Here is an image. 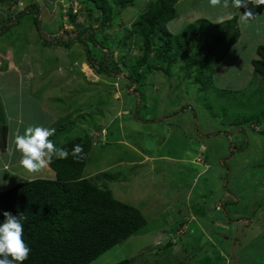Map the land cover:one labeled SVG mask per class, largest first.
<instances>
[{
  "label": "rangeland",
  "instance_id": "obj_1",
  "mask_svg": "<svg viewBox=\"0 0 264 264\" xmlns=\"http://www.w3.org/2000/svg\"><path fill=\"white\" fill-rule=\"evenodd\" d=\"M148 1L138 0L120 13L113 7L114 17L102 25L83 12L84 6L94 5L91 0H0V107L9 132L0 171L10 161V168L21 174L0 173V191L30 178L50 177L47 167L30 172L20 166L17 131L23 133L29 125L50 127L56 117L58 125L70 127L68 113L64 119L60 114L84 107L87 114L72 120L81 129L71 126L56 136L52 126L55 134L49 139L59 147L83 137L86 123L93 130L121 105L114 124L106 126L107 136L91 137L83 177L104 182L114 198L140 209L146 225L98 264L118 258H131L135 264H264V79L250 64L257 46L264 44V4L255 6L259 11L254 18H245L246 11H229L242 21L237 20L230 50L209 67L212 81H191L176 71L172 78L152 72L142 74L133 86L136 82L124 77L113 41L124 36ZM204 3L213 17L226 13L223 0L215 6L209 0H181L177 12ZM69 11L75 14L74 24ZM90 24L97 30L98 46L104 45L101 53L89 42L91 56L100 59L106 53L124 71L100 74L110 83L84 82L87 75L80 73V66L94 70L80 40L68 49L55 43L76 38L80 25L89 33ZM251 24H259L253 32L247 30ZM174 29L170 24L173 34ZM136 54L132 49L128 58ZM128 58L122 60L132 64ZM114 92L120 93L116 105ZM132 99L137 102L129 105ZM101 100L107 103L104 109L97 106ZM54 107L59 111L53 116Z\"/></svg>",
  "mask_w": 264,
  "mask_h": 264
},
{
  "label": "trees",
  "instance_id": "obj_2",
  "mask_svg": "<svg viewBox=\"0 0 264 264\" xmlns=\"http://www.w3.org/2000/svg\"><path fill=\"white\" fill-rule=\"evenodd\" d=\"M137 1L91 0L94 5L84 6L83 12L107 25L114 17L113 7L120 13ZM178 2L149 0L131 28L125 30L124 36L113 41L125 72L118 68L117 62H111L112 57L106 53L100 59L91 56L89 42L100 52L104 47L102 43L98 46L94 34L97 30L92 24L89 33L84 25H80L75 30L76 38L56 39L55 43L68 49L75 39L80 40L95 73L116 76L124 72V77L132 79L136 85L142 74L152 72L172 78V71H176L191 81H212L213 71L209 73V70L232 47L239 30L237 17L217 23L198 18L173 34L167 25L177 15ZM95 11L96 15L93 14ZM68 16L74 24L75 14L69 11ZM132 49H137V54L128 58ZM126 58L133 63L127 64L123 61ZM111 63L116 65L112 64L114 66L110 68ZM250 63L253 72L264 79V44L257 46L256 57ZM130 68L135 69L134 74L129 73ZM2 114L0 107V150L5 151L7 125ZM91 139L88 136L75 137L59 145L58 148L66 149L69 155L67 158H52L48 166L55 174L53 179L35 178L0 191V221L4 219L5 211L22 218V238L30 248L22 264H89L118 243L137 235L146 225L140 209L114 198L104 182L98 184L83 177ZM76 145L81 146L82 152L73 155ZM114 264L135 262L129 258Z\"/></svg>",
  "mask_w": 264,
  "mask_h": 264
},
{
  "label": "clouds",
  "instance_id": "obj_3",
  "mask_svg": "<svg viewBox=\"0 0 264 264\" xmlns=\"http://www.w3.org/2000/svg\"><path fill=\"white\" fill-rule=\"evenodd\" d=\"M253 5L264 4V0H223L224 6L229 4L239 9L247 7L248 3ZM213 6L220 4L221 0H209ZM247 12L245 14H250ZM247 18V16H245ZM105 132V131H104ZM55 134L54 128L45 127L42 125H29L23 133L17 131L14 134L15 150L21 153L20 166L24 169L35 172L47 167L53 156L57 158H67L68 151L64 148H58L49 139ZM101 135V131L98 136ZM96 139V138H95ZM82 152L79 145L74 146L73 155ZM4 181L0 180V184ZM4 219L0 221V264H17L27 259L30 248L22 238L23 225L20 215H12L11 212L3 213Z\"/></svg>",
  "mask_w": 264,
  "mask_h": 264
},
{
  "label": "crops",
  "instance_id": "obj_4",
  "mask_svg": "<svg viewBox=\"0 0 264 264\" xmlns=\"http://www.w3.org/2000/svg\"><path fill=\"white\" fill-rule=\"evenodd\" d=\"M181 2V0H179V2L178 3H180ZM204 4H206V3H204ZM222 6H224V4L222 3L221 4ZM221 6V7H222ZM256 5H253L252 4V6H250V5H247V7L245 8V7H240L239 9H237V8H234V7H232L230 4H229V6H227V7H225L223 10V12H226L225 14H223V16H220V18H217V17H213V15H212V12H211V10L208 8V6H207V4L206 5H204V6H202V4H194V5H190V6H186L185 8H183V9H181L180 11H178L177 12V15L175 16V18L174 19H172L169 23H168V25H167V27H168V29L170 30V24H171V26H173L174 28H177V29H174V30H176V33L178 32V31H180V30H182L187 24H189V23H191V22H193V21H195L196 19H198V18H208V19H210L211 21H213V22H220V21H223V18H226V17H228V16H230L231 17V15H230V13H229V11H231V12H233V13H239V15L241 14V13H243V11H246V12H251L250 14H247V17H249V18H254L255 17V15L256 14H254V12L255 11H259V10H257L258 9V7H255ZM213 7V6H212ZM255 8H257V9H255ZM238 14L237 15H234V16H236L237 17V20H238V22L241 20L242 21V19H241V17L239 16ZM240 18V19H239ZM251 20V19H250ZM249 20V21H250ZM244 23H246V22H244ZM239 24H240V22H239ZM258 25L259 24H251L250 25V28H248L247 30H250L251 32H253V31H255L256 29H257V27H258ZM171 31V30H170ZM84 63V62H83ZM251 64V63H250ZM72 67V66H71ZM81 71V72H80ZM80 73H84V74H86L87 76H85L84 75V82L86 83V82H88V83H90V84H96V85H99V84H104V83H106V82H109V81H107L106 79H101V78H99V76H100V74H98L97 75V73H95L94 71H90V69H89V67H87L86 65H81L80 66ZM110 83V82H109ZM136 86V83L135 84H133V86ZM109 86H110V84H109ZM104 92H109V91H105L104 90ZM135 93V92H134ZM109 95H110V93H108ZM48 99V97H44V98H42V100H41V104H42V107H41V110L43 111V101H46ZM112 99L113 100H115V102H114V104L116 105V102H117V104L118 103H120V93H118V92H114L113 93V96H112ZM135 102H137V99L135 100V99H132L130 102H129V105H131V104H134ZM97 106L99 107V108H105L106 106H107V103L106 104H104V100H101L98 104H97ZM90 107H92V108H94L93 107V105H90ZM96 108V107H95ZM59 111V108H56V107H54V108H52V110H51V115H55L57 112ZM123 111V107L121 106V105H119V107H117V109H116V111L113 113V115H112V117H110L109 119H105V120H103V119H100V120H98V122H97V125H96V127L93 129V130H91L90 131V129L88 128V124L86 123V128H84V130L87 132V133H85V135L84 136H88V137H93V136H96V139L97 138H99L101 135H99L98 136V134H99V132L101 131V130H104L105 131V135H104V137L105 136H107V134H108V131H107V129H106V126H112L113 124H114V122H115V120L117 119V117L121 114V112ZM68 113V114H67ZM64 114H67V122H68V124H71L70 125V127L72 126V127H79L80 129L82 128L81 126H78V125H75V124H73L72 123V120H73V117H77V118H83V116L84 115H86L87 113L86 112H84V107H82V110L81 109H78V110H76V111H74V112H71V109L70 108H67V110H65L64 112H62V114H60V116H61V119H64L63 118V115ZM87 118V117H86ZM10 119V118H9ZM55 119V121L52 123L53 125L55 124L56 125V129H57V133L55 134L56 136H58L59 135V132L61 131V130H69L70 129V127L68 126V125H63V122L61 123V125H58V122H60V119L59 118H54ZM53 125H51L49 128H52V126ZM103 126H105V127H103ZM8 127V126H7ZM70 131V130H69ZM9 135V132H8V130H7V136ZM95 139V140H96ZM8 141H7V145H8ZM91 148H92V145H91ZM91 148H90V151L89 152H91ZM6 151V150H5ZM5 151H1L0 150V159L3 157L2 156V154L5 152ZM147 159H153V157H146ZM145 158V159H146ZM166 158V157H165ZM170 157H167L166 159H169ZM9 163H10V161H5V163L4 164H2V167H3V169H2V171H0V173H2L3 172V174L4 175H8V174H20V172H19V170L18 169H16L15 168V170H12L10 167H12V165H11V163H10V165H9ZM190 163H192V162H190ZM132 164V163H131ZM8 167V168H7ZM47 168L48 169H50L51 170V168H49V166H47ZM6 170H8V171H6ZM9 171H12V172H9ZM28 171V170H27ZM26 173V172H25ZM21 175V174H20ZM49 179H53L54 177H55V174H54V172L51 170L50 172H49ZM31 179H35V178H30L29 180H31ZM48 179V178H47ZM118 245V244H117ZM117 245H115L114 247H112L111 249H109V250H107L106 252H104L102 255H100L97 259H95V260H93L92 262H90L89 264H98V262L99 261H101L100 259H101V257H103L104 255H107V253H109L110 251H113V249L115 248V247H117ZM167 245V244H166ZM117 251H118V249H117ZM123 254V253H122ZM122 259V258H121ZM116 260V259H115ZM115 260H111L108 264H114L116 261ZM119 260V258L117 259V261ZM102 261H106V259H103L102 258ZM114 262V263H113Z\"/></svg>",
  "mask_w": 264,
  "mask_h": 264
},
{
  "label": "built area",
  "instance_id": "obj_5",
  "mask_svg": "<svg viewBox=\"0 0 264 264\" xmlns=\"http://www.w3.org/2000/svg\"><path fill=\"white\" fill-rule=\"evenodd\" d=\"M104 133H105V132H104V130H101V134H103V135H104Z\"/></svg>",
  "mask_w": 264,
  "mask_h": 264
}]
</instances>
